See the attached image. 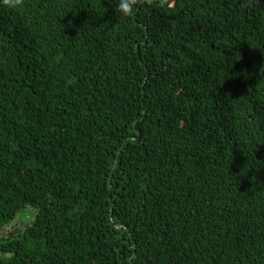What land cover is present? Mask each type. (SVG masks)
<instances>
[{
  "label": "trees",
  "instance_id": "1",
  "mask_svg": "<svg viewBox=\"0 0 264 264\" xmlns=\"http://www.w3.org/2000/svg\"><path fill=\"white\" fill-rule=\"evenodd\" d=\"M171 5L0 6V264H264V0Z\"/></svg>",
  "mask_w": 264,
  "mask_h": 264
},
{
  "label": "clouds",
  "instance_id": "2",
  "mask_svg": "<svg viewBox=\"0 0 264 264\" xmlns=\"http://www.w3.org/2000/svg\"><path fill=\"white\" fill-rule=\"evenodd\" d=\"M161 5L167 3L171 7V0H160ZM116 8L122 17H133L136 13L138 0H115ZM0 6L9 10H18L23 8L24 0H0Z\"/></svg>",
  "mask_w": 264,
  "mask_h": 264
},
{
  "label": "rangeland",
  "instance_id": "3",
  "mask_svg": "<svg viewBox=\"0 0 264 264\" xmlns=\"http://www.w3.org/2000/svg\"><path fill=\"white\" fill-rule=\"evenodd\" d=\"M34 216V213L31 211V209L28 207L26 208L25 210H21L16 218H18V220L20 221L19 222V225L20 223L23 225H27L31 222L32 218Z\"/></svg>",
  "mask_w": 264,
  "mask_h": 264
}]
</instances>
